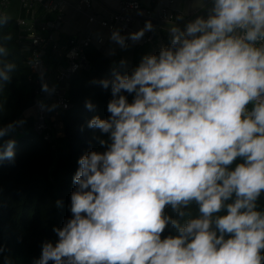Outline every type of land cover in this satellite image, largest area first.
Segmentation results:
<instances>
[{"label": "clouds", "instance_id": "1", "mask_svg": "<svg viewBox=\"0 0 264 264\" xmlns=\"http://www.w3.org/2000/svg\"><path fill=\"white\" fill-rule=\"evenodd\" d=\"M211 4L130 74L92 82L111 90L107 119L87 123L104 150L78 159L71 218L38 264H264V0ZM109 39L128 47L119 29ZM15 67L0 68V89ZM21 124L0 127V163H15L16 141L3 138ZM192 202L200 215L183 226L164 214ZM169 225L176 234L163 236Z\"/></svg>", "mask_w": 264, "mask_h": 264}, {"label": "trees", "instance_id": "2", "mask_svg": "<svg viewBox=\"0 0 264 264\" xmlns=\"http://www.w3.org/2000/svg\"><path fill=\"white\" fill-rule=\"evenodd\" d=\"M19 34L16 18L6 15L0 20V48L5 49L0 53V68L8 63L16 65L10 73L11 81L0 89V127L23 121L3 138L15 139L16 144L15 163H0V264H38L43 245L58 240L53 228H62L71 218L70 196L76 188L73 177L78 159L89 151L104 150L95 138L98 130L89 129L87 123L96 115L107 119L111 90L92 82L113 79V69L122 75L131 73L118 68L116 61L100 49L91 47L87 51L90 69L71 81L69 98L73 108L61 116L62 134L51 129L50 140H46L34 132L32 117H24L34 104L37 87L28 82L30 71L18 43ZM145 52L139 47L137 55ZM132 98L128 96L129 102ZM89 100L96 105L93 111L85 107ZM57 201L61 207H57ZM257 210L264 212V192L257 200ZM181 211L185 213L183 217L166 206L164 214L178 220L181 226L200 215L195 202ZM175 234L169 225L163 236Z\"/></svg>", "mask_w": 264, "mask_h": 264}, {"label": "built area", "instance_id": "3", "mask_svg": "<svg viewBox=\"0 0 264 264\" xmlns=\"http://www.w3.org/2000/svg\"><path fill=\"white\" fill-rule=\"evenodd\" d=\"M93 1L80 0V4L90 10ZM12 2L13 0H0V20L7 15ZM116 2L117 9H109L107 16L99 22L91 17L90 24L97 23L110 32L119 29L121 35L126 36L133 30L136 21L145 24L150 20L153 30L147 32L144 43L150 46L151 55H158L161 48L170 46L172 40L169 31L171 27L159 26L163 32H156L154 21L157 20L164 25L179 26L190 22L197 14L193 12L178 20L177 17L180 15L167 4L162 9L154 11L152 8L143 10L142 0H116ZM64 3L65 0H19L18 43L26 54V64L30 71L28 82L37 87L34 104L25 112L24 117H32L34 132L46 140H50L51 129L58 130V135L62 134L61 116L73 108L69 98L71 81L81 71L90 69H88L90 62L87 51L92 45L103 44L102 37L92 35L73 38L67 46L59 42L55 34L64 22ZM126 44L129 45V42L126 41ZM73 52L75 55L70 56ZM74 66L78 67L73 70ZM42 84H47L49 89L54 88V92L42 91ZM41 103L45 105L43 109ZM52 105L57 107L49 111Z\"/></svg>", "mask_w": 264, "mask_h": 264}, {"label": "crops", "instance_id": "4", "mask_svg": "<svg viewBox=\"0 0 264 264\" xmlns=\"http://www.w3.org/2000/svg\"><path fill=\"white\" fill-rule=\"evenodd\" d=\"M15 1L12 2L7 15L11 16L10 13H16L17 15L15 18L17 19L19 14V0ZM209 1L210 0H202V3L207 5ZM202 3L201 0H142L143 10L146 8H152L154 11H158L160 5L167 4L169 7H172V10L177 11L180 16H187L190 13L200 10L203 8ZM79 4V0H65L63 7L64 22L61 29L55 34L56 38L64 46H67L71 39L79 38L82 33L92 32L91 35L93 37L103 38V44L100 45V50L110 59L115 60L118 68L128 72L134 70V67L138 65L139 58L142 56V53L137 55L139 47L144 50L147 49L149 52L147 55H151L150 46L144 43V38L148 31H146L144 36L135 43L130 39H127L129 33L139 31L144 27L143 22L136 21L133 30L126 34V41L129 42L126 49L121 48V46L114 41H110L109 37L111 36L112 31H108L97 23L90 24L89 19L91 17H94L99 22L107 16L108 8L110 10L117 9L118 4L116 0H94L89 11L87 9H80L78 7ZM154 28L156 29V32H163V30H161L157 25H154ZM92 47L95 46L92 45ZM121 60L126 61L124 66L120 65Z\"/></svg>", "mask_w": 264, "mask_h": 264}, {"label": "water", "instance_id": "5", "mask_svg": "<svg viewBox=\"0 0 264 264\" xmlns=\"http://www.w3.org/2000/svg\"><path fill=\"white\" fill-rule=\"evenodd\" d=\"M80 1V0H79ZM78 7L80 8V9H82V10H86L81 4H79L78 5ZM164 7V4L163 5H160V7H159V10L160 9H162ZM211 7H212V4H211V0L208 2V4H207V9H205L204 7L203 8H201L200 10H198V11H196V15H195V17L192 19V20H190V21H193V20H195V18L197 17V16H205V15H207V10H210L211 9ZM171 9H172V7H170ZM88 11H89V9H87ZM109 10V8L107 9V11ZM154 23V25H157V26H169V27H172L171 25H164V24H161L160 22H158L157 20L156 21H154L153 22ZM188 22H186V23H184V24H181V25H179L178 27H180L181 29L182 28H185V26H186V24H187ZM91 33L92 32H85V33H82L81 34V36H79V38H84V37H86V36H88V35H91ZM94 46L97 48V49H100L101 48V46L100 45H97V44H94ZM90 68V64H89V66H88V69Z\"/></svg>", "mask_w": 264, "mask_h": 264}, {"label": "rangeland", "instance_id": "6", "mask_svg": "<svg viewBox=\"0 0 264 264\" xmlns=\"http://www.w3.org/2000/svg\"><path fill=\"white\" fill-rule=\"evenodd\" d=\"M13 1H15V0H13ZM15 2H17V1H15ZM10 15H11V17H16V13H10ZM146 52L139 58V62H138V65H139V63H140V61L142 60V58H143V56H145V55H147V49L145 50ZM138 65H136L135 67H137ZM134 67V68H135ZM128 72V71H127ZM130 72H132V71H130Z\"/></svg>", "mask_w": 264, "mask_h": 264}]
</instances>
